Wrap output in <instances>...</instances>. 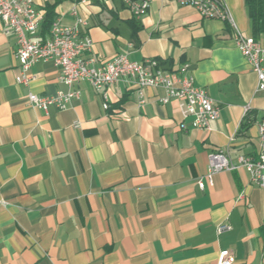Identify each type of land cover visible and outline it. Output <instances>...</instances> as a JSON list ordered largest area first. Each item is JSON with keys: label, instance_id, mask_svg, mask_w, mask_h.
Segmentation results:
<instances>
[{"label": "crops", "instance_id": "obj_1", "mask_svg": "<svg viewBox=\"0 0 264 264\" xmlns=\"http://www.w3.org/2000/svg\"><path fill=\"white\" fill-rule=\"evenodd\" d=\"M32 1L75 21L72 0ZM87 1L81 33L93 49L85 59L187 64L219 118L196 129L177 101L161 102L163 89L146 88L140 103L125 82L108 90L107 111L86 82L66 110H38L30 94L67 87L43 61L18 84L17 37L0 23V264H218L222 251L235 264H264V189L245 169L221 171L213 185L206 177L215 151L236 160L260 148L264 93L233 28L167 0H152L140 18L120 0ZM224 1L238 30L254 37L245 0ZM258 40L264 47V34ZM221 224L232 228L218 234Z\"/></svg>", "mask_w": 264, "mask_h": 264}, {"label": "built area", "instance_id": "obj_2", "mask_svg": "<svg viewBox=\"0 0 264 264\" xmlns=\"http://www.w3.org/2000/svg\"><path fill=\"white\" fill-rule=\"evenodd\" d=\"M73 23L63 22L57 16L47 34L40 36L39 30L45 19V12L37 8L32 0H0V23L6 34H15L18 48L16 58L20 63V74L16 77L18 84H29L33 80L31 68L38 62H52L59 69V81L67 87V91H59L52 97L36 94L28 96L32 107L47 112L54 106L66 110L72 100L80 97L75 86L86 82L105 98L104 110L110 109L108 90L117 82H125L134 88L140 103L146 101L145 89H163V104L171 101L179 103L184 118H193L192 125L196 129L210 130L211 124L219 118V107L211 99L205 89L195 85L190 66L184 64L176 69L165 68L158 59L141 62L132 61L126 55H119L109 61L99 62L95 58L85 59L83 54L91 52L93 41L81 33L86 21L80 15L82 6L87 0H72ZM134 17L144 16L152 0H120ZM182 6H189L199 12L202 18L220 20L233 28V37L237 48L251 65L258 79L257 91L264 93V47L260 40L246 36L238 30L228 6L224 0H167ZM260 148L256 157L239 156L230 158L224 150H217L210 155L207 181L214 183V175L221 171L245 169L250 181L264 189V116L259 124ZM201 189L205 183L199 182ZM228 224L217 228L218 234L231 230ZM236 257L230 251H222L218 264H235Z\"/></svg>", "mask_w": 264, "mask_h": 264}, {"label": "trees", "instance_id": "obj_3", "mask_svg": "<svg viewBox=\"0 0 264 264\" xmlns=\"http://www.w3.org/2000/svg\"><path fill=\"white\" fill-rule=\"evenodd\" d=\"M248 8L249 17L252 22V28L254 32V38L264 34V0H245ZM56 5L48 4L45 7V28L49 31L52 22L55 20L57 15L55 14Z\"/></svg>", "mask_w": 264, "mask_h": 264}]
</instances>
